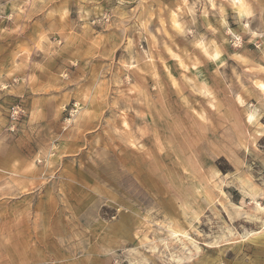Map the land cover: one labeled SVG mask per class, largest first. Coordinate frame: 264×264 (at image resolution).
<instances>
[{
	"label": "rangeland",
	"instance_id": "374dc122",
	"mask_svg": "<svg viewBox=\"0 0 264 264\" xmlns=\"http://www.w3.org/2000/svg\"><path fill=\"white\" fill-rule=\"evenodd\" d=\"M238 2L0 0V264H264V0Z\"/></svg>",
	"mask_w": 264,
	"mask_h": 264
},
{
	"label": "bare ground",
	"instance_id": "6f19581e",
	"mask_svg": "<svg viewBox=\"0 0 264 264\" xmlns=\"http://www.w3.org/2000/svg\"><path fill=\"white\" fill-rule=\"evenodd\" d=\"M245 7L246 5L244 4V2H242V0H239L238 4H237V8H238V11H244L245 10ZM244 13V12H243ZM173 23H174V26L175 25V22H174V19H173ZM262 90H264V83L262 82H257L256 83ZM173 233H176V230H172ZM187 258V257H186Z\"/></svg>",
	"mask_w": 264,
	"mask_h": 264
},
{
	"label": "built area",
	"instance_id": "2783aa9c",
	"mask_svg": "<svg viewBox=\"0 0 264 264\" xmlns=\"http://www.w3.org/2000/svg\"><path fill=\"white\" fill-rule=\"evenodd\" d=\"M14 117V114H11V118H13Z\"/></svg>",
	"mask_w": 264,
	"mask_h": 264
}]
</instances>
